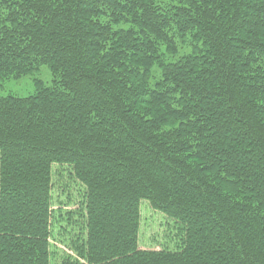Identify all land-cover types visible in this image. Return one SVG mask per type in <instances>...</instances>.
Here are the masks:
<instances>
[{"label": "trees", "instance_id": "obj_1", "mask_svg": "<svg viewBox=\"0 0 264 264\" xmlns=\"http://www.w3.org/2000/svg\"><path fill=\"white\" fill-rule=\"evenodd\" d=\"M41 67L0 95V264H264V0H0V86Z\"/></svg>", "mask_w": 264, "mask_h": 264}, {"label": "rangeland", "instance_id": "obj_2", "mask_svg": "<svg viewBox=\"0 0 264 264\" xmlns=\"http://www.w3.org/2000/svg\"><path fill=\"white\" fill-rule=\"evenodd\" d=\"M34 78H39L45 84H49L51 81V76L47 68L41 67L37 75H28L27 77L20 79H9L4 81L0 86V95L4 96L7 94H12L17 97H27L32 95L34 93L32 79ZM53 184L56 185L57 182L55 181ZM54 197H59L57 192H55ZM65 200L66 198H64V201ZM56 208L57 207L54 206L53 210ZM65 208V210L71 209L70 206ZM168 222V219L151 210V208H149V206L143 202L140 205V222L138 234L139 248L146 250L158 249V245L163 243L164 234L166 231H168ZM60 248H62L61 245Z\"/></svg>", "mask_w": 264, "mask_h": 264}]
</instances>
